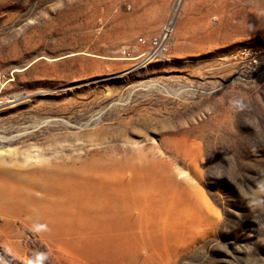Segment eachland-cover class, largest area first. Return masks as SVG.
<instances>
[{
	"label": "rangeland",
	"instance_id": "1",
	"mask_svg": "<svg viewBox=\"0 0 264 264\" xmlns=\"http://www.w3.org/2000/svg\"><path fill=\"white\" fill-rule=\"evenodd\" d=\"M58 164L77 194L20 191L51 231L7 194ZM0 167V264H264V0H0ZM189 188L207 222L173 251Z\"/></svg>",
	"mask_w": 264,
	"mask_h": 264
},
{
	"label": "bare ground",
	"instance_id": "2",
	"mask_svg": "<svg viewBox=\"0 0 264 264\" xmlns=\"http://www.w3.org/2000/svg\"><path fill=\"white\" fill-rule=\"evenodd\" d=\"M12 177H14V175ZM25 177L28 180L27 185L22 184L20 177L18 175H15L16 192H10L9 194H7L10 198L8 202L11 203V206H14V208H19L22 210H28L27 206L29 208H32V210L27 211L30 213L29 215H31L32 217L34 216L36 219L49 225L51 228L47 229L51 231H56L54 229H57L61 225H63L62 214L53 210L52 205L48 207L40 206V198L34 199L28 196L24 197L22 196L20 191L24 190L25 188L32 190L39 189L42 192V195H44L45 197H51L53 194H55L56 198L60 199L68 192H70L72 195L78 193L72 188V184H74L76 188H79L81 186H85L87 183V179L83 177L82 173H80L76 169H72L71 166L66 164H58L49 167L41 166L29 171V173L25 174ZM106 183L119 184L124 190H128L129 182L128 179L123 175H113L112 179L109 180L108 178H106ZM188 195L190 196L191 204L193 205V207H187L185 210L182 221L180 222L183 223L182 226H180L181 233L179 235L170 234L168 237V241L171 243V250L173 251H176L179 245L186 242L187 239L192 238V233L196 232L197 223L207 222L204 214V209H206L207 205L203 197L198 191L192 188H189ZM71 198L77 200L75 197ZM96 198L97 197L94 194L90 197L85 196L84 198L78 199L77 201L80 203V207H83L84 209L87 208L86 205L89 202L96 203ZM33 206H35L37 209L34 210ZM97 206L101 209L100 205ZM94 210L96 212H99V210L97 209ZM67 215L71 217L74 216L68 213ZM77 217L78 216L75 217V221L79 223ZM71 243L73 246H75L77 244V240L73 239Z\"/></svg>",
	"mask_w": 264,
	"mask_h": 264
},
{
	"label": "built area",
	"instance_id": "3",
	"mask_svg": "<svg viewBox=\"0 0 264 264\" xmlns=\"http://www.w3.org/2000/svg\"><path fill=\"white\" fill-rule=\"evenodd\" d=\"M174 30V23L172 16H168L163 25L159 28V31L148 38H142L139 42L145 46V51L136 56L126 55L128 60L140 59L139 63L148 64L152 61H157L163 54L166 53V49L170 40V37ZM124 54V53H123Z\"/></svg>",
	"mask_w": 264,
	"mask_h": 264
},
{
	"label": "clouds",
	"instance_id": "4",
	"mask_svg": "<svg viewBox=\"0 0 264 264\" xmlns=\"http://www.w3.org/2000/svg\"><path fill=\"white\" fill-rule=\"evenodd\" d=\"M47 260H48L47 254L45 252H40L35 255L34 259H29L27 264H45Z\"/></svg>",
	"mask_w": 264,
	"mask_h": 264
}]
</instances>
